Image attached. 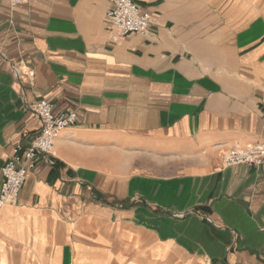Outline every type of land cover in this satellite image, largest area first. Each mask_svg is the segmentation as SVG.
Here are the masks:
<instances>
[{"label": "crops", "instance_id": "crops-1", "mask_svg": "<svg viewBox=\"0 0 264 264\" xmlns=\"http://www.w3.org/2000/svg\"><path fill=\"white\" fill-rule=\"evenodd\" d=\"M138 2L151 36L113 40L108 0H0V188L26 100L78 111L0 207V264H264V163H222L264 141V0Z\"/></svg>", "mask_w": 264, "mask_h": 264}, {"label": "built area", "instance_id": "built-area-1", "mask_svg": "<svg viewBox=\"0 0 264 264\" xmlns=\"http://www.w3.org/2000/svg\"><path fill=\"white\" fill-rule=\"evenodd\" d=\"M12 6L25 4L29 0H8ZM110 8L107 18L116 29L113 40H119L131 33H140L146 37L152 34V15L144 12L138 0H108ZM15 75L20 78V68L13 66ZM34 76V70H29ZM26 108L35 113L41 121V131L30 144L17 143L12 148V154L1 168L2 185L0 188V207L15 204L19 201L21 191L26 183L28 173L36 167L37 160L44 158L51 163L55 141L67 127L77 124L78 111L67 107L59 112L54 111L55 104L41 98L36 101L25 102ZM222 163L225 166L249 164L261 165L264 163V141L241 144L236 143L222 154ZM182 216L181 214H179ZM201 264H213L204 261Z\"/></svg>", "mask_w": 264, "mask_h": 264}]
</instances>
